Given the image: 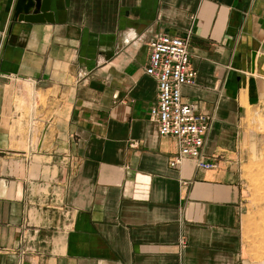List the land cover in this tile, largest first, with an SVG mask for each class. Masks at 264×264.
I'll return each mask as SVG.
<instances>
[{
    "label": "crops",
    "instance_id": "crops-1",
    "mask_svg": "<svg viewBox=\"0 0 264 264\" xmlns=\"http://www.w3.org/2000/svg\"><path fill=\"white\" fill-rule=\"evenodd\" d=\"M0 0V264H264V0ZM188 40L203 153L162 137L149 44ZM256 53L253 71L252 55Z\"/></svg>",
    "mask_w": 264,
    "mask_h": 264
},
{
    "label": "built area",
    "instance_id": "built-area-1",
    "mask_svg": "<svg viewBox=\"0 0 264 264\" xmlns=\"http://www.w3.org/2000/svg\"><path fill=\"white\" fill-rule=\"evenodd\" d=\"M146 74L158 82V101L150 116L158 124L162 137L177 140L179 151L170 166L179 168L185 160H193L204 170L216 169L217 161L203 153L212 117L202 113L195 104L184 102L182 88L194 86L197 71L193 67L188 40L162 34L149 44Z\"/></svg>",
    "mask_w": 264,
    "mask_h": 264
},
{
    "label": "water",
    "instance_id": "water-1",
    "mask_svg": "<svg viewBox=\"0 0 264 264\" xmlns=\"http://www.w3.org/2000/svg\"><path fill=\"white\" fill-rule=\"evenodd\" d=\"M50 0H17L14 18L19 21L37 23L49 20ZM256 53L252 55L253 71L255 70Z\"/></svg>",
    "mask_w": 264,
    "mask_h": 264
},
{
    "label": "rangeland",
    "instance_id": "rangeland-1",
    "mask_svg": "<svg viewBox=\"0 0 264 264\" xmlns=\"http://www.w3.org/2000/svg\"><path fill=\"white\" fill-rule=\"evenodd\" d=\"M251 129L253 130V132H258V131L259 133L262 132L264 136V125L260 130H258V128H251ZM252 165L257 168V172L250 174L249 181L251 182L252 185L259 186L260 183H264V150L263 152L260 153V155H258L254 149V157L252 159Z\"/></svg>",
    "mask_w": 264,
    "mask_h": 264
}]
</instances>
